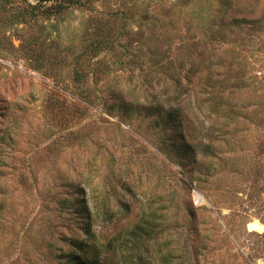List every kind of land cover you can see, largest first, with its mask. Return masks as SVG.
<instances>
[{
  "label": "rangeland",
  "instance_id": "1",
  "mask_svg": "<svg viewBox=\"0 0 264 264\" xmlns=\"http://www.w3.org/2000/svg\"><path fill=\"white\" fill-rule=\"evenodd\" d=\"M59 1L0 0V138L11 134L0 139V186L7 191L0 264H60V234L67 225L71 236L77 226L55 217V200L65 181L84 176L89 191L109 179L113 217L94 227L104 244H130L143 224L157 233L141 251L147 264H161L167 252L191 264H264V0H79L82 6L69 9ZM27 8L41 9L34 12L40 16L16 17ZM116 12L126 15L113 26L117 51L110 43L92 51L106 38L92 37L95 20L104 15L110 32ZM220 28L222 71L238 119L234 135L213 144L209 176L199 178L192 161L183 167L163 153L166 137L147 120L113 103L115 94L141 88L147 71L138 66L157 57L148 46L170 49L164 56L178 62L184 78L196 58L192 43ZM152 32L161 44L148 43ZM48 219L56 230L46 227ZM111 257L120 264V254Z\"/></svg>",
  "mask_w": 264,
  "mask_h": 264
},
{
  "label": "trees",
  "instance_id": "2",
  "mask_svg": "<svg viewBox=\"0 0 264 264\" xmlns=\"http://www.w3.org/2000/svg\"><path fill=\"white\" fill-rule=\"evenodd\" d=\"M78 1L60 0L57 6L61 5L65 9L82 6ZM27 10H20L16 17L27 19L30 14L36 15L35 11H41V9L33 8H27ZM38 16L40 15H36V18ZM103 17L104 15L101 16ZM125 17L124 12L110 14V32L108 31L109 24H103L104 21L100 20L101 18L95 20L98 24L93 29L92 37L100 36L102 33L105 37L106 33V38L96 40L91 47L92 51L100 50L102 47L106 49L109 43L110 49L113 52L117 51L120 45L111 42L113 26L120 19L123 22ZM106 22H109V19H106ZM190 25L197 29L200 28V24L197 23ZM151 30L157 32L158 29L154 27ZM155 32H152L151 37H147L146 40L148 43L161 44L159 39L161 37L155 36ZM202 35L206 37L204 40L200 39L191 45L196 58L192 60L184 78L178 71V67H175V63L178 62H174L173 59L167 61L164 56L170 49H162L158 44L148 46V54L157 57L154 58L152 65L138 66L147 71L141 88H129L122 98L115 94L117 98H114L113 103L114 107L120 104L121 112L128 117L136 115L147 120L151 127L158 130L162 138L166 137L163 138L160 147L163 153L170 158L179 159L183 167L186 162L192 161L191 168L199 178L200 175L209 176L210 166L205 162L207 159L217 157L213 144L222 143L231 138L238 119L229 99L233 95L228 92L230 77L225 78V72L222 71L226 65V60L220 53L223 30L222 28L211 29L203 32ZM233 62L231 60V65ZM136 63L128 62V65L134 66ZM80 65L83 66V63ZM183 68L184 66L180 64L179 69ZM232 75L240 76L235 73ZM80 79L76 78L77 81ZM145 83L147 88L144 87ZM6 135L11 136L9 131H5L0 139L2 140ZM197 137H200V141L196 143L194 140ZM205 141H207L206 144ZM201 160L204 162H200ZM90 179L84 176L83 181H65L62 185L63 192L60 196L57 195L55 200L57 215L55 217L58 216L57 219L61 221L73 220L77 230L69 236L67 232H70L71 226H64L66 233L60 234L58 239L63 247L57 248L55 258L59 259L60 264H118L111 257L118 253L121 257L120 264H147V259L142 256L141 251L146 241H151L156 237L157 233H154V228L149 229L151 225H147L146 228L143 224L137 225L131 232L133 238L130 244L123 243L117 238L108 244L100 241L94 229L97 221L102 219L110 222L113 217L110 213V185L108 177H105L101 182V188L93 187L89 191V187L92 186ZM22 180L25 181L23 178ZM128 191H133V188L129 186ZM0 196L1 215L7 209V191L1 186ZM91 197L95 199L93 202H91ZM51 198L46 202H54V198ZM121 206L126 208L129 204L122 203ZM190 206L188 214L193 218L195 208L193 204ZM163 209L168 208L164 206ZM46 227L56 230L50 219ZM51 245H48L49 248ZM176 259L173 253L167 252L163 255L161 264H191L184 255L179 256V262H175Z\"/></svg>",
  "mask_w": 264,
  "mask_h": 264
}]
</instances>
